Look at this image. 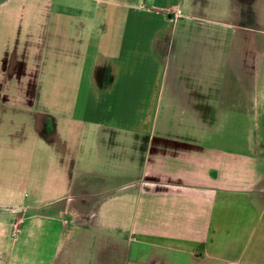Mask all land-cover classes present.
<instances>
[{
    "label": "crops",
    "instance_id": "0c3cea01",
    "mask_svg": "<svg viewBox=\"0 0 264 264\" xmlns=\"http://www.w3.org/2000/svg\"><path fill=\"white\" fill-rule=\"evenodd\" d=\"M0 264H264V0H0Z\"/></svg>",
    "mask_w": 264,
    "mask_h": 264
}]
</instances>
